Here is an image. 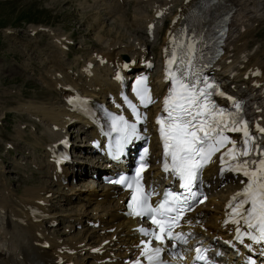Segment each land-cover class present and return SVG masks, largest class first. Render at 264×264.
Segmentation results:
<instances>
[{
  "label": "bare ground",
  "instance_id": "6f19581e",
  "mask_svg": "<svg viewBox=\"0 0 264 264\" xmlns=\"http://www.w3.org/2000/svg\"><path fill=\"white\" fill-rule=\"evenodd\" d=\"M160 0H150L144 2L143 0H134L135 5H140L137 11H134L133 16V28L130 27L128 31H121L123 22L120 15L114 22V27H111L107 30V36L102 35L98 36L100 43L104 45L103 48L96 51V54H102V57H106L108 64L119 65L124 60L125 57L134 58L140 57L142 54L148 51V48L152 45V42L148 36L142 34V37H138V33L141 32V25L144 23L146 28V19L148 18L146 12L155 4H158ZM161 3L163 6H170L173 0H163ZM230 5L235 6L236 13L232 15L230 23V32L227 38V48L226 52L219 59V65L221 68L216 72L217 76L227 84V87L233 93L237 95H244L247 98L248 109L250 112L259 110L262 107V91L261 88L264 86V59H260L255 56L257 52H250L247 50V42L244 40L246 33L251 29L250 21L253 23L256 20V17L262 16L264 14V0H224ZM191 0L188 4L184 5L183 0H181L180 8L181 12H185L186 9L191 5ZM252 4V5H251ZM146 5V6H144ZM106 6L110 8L109 12L112 15H116L118 11H122L120 5L115 1L113 4H107ZM262 10V11H261ZM139 17H136V16ZM153 13L149 18H152ZM148 18V19H149ZM261 18V17H260ZM260 20V19H259ZM254 24V23H253ZM244 27V28H243ZM254 27V26H253ZM117 28L118 34L113 37L110 35L112 29ZM244 29L241 31V29ZM254 29V28H253ZM145 31V29H144ZM159 32V29L155 31ZM119 36V37H118ZM124 37L127 40H124ZM154 37V38H155ZM131 39V40H130ZM164 40V39H163ZM54 46L52 51L58 50L57 53H54V60H51L50 65H46V71L50 78L46 82V85L51 87L53 91L56 92L57 97L54 102H51L49 106L42 104H37L32 101L24 102L18 106L20 112H26L34 118L41 119L43 121L42 125L44 128L45 138H41L37 135L32 144L33 147L36 145H42L44 147L43 154L45 155V161L43 165L47 168V172H51V175L54 172L53 164L48 160L49 153L47 152V147L54 142L58 141L63 135V132L66 131L67 134L70 132V128H76L77 133H74L76 138H80L83 135L86 138L87 142H78V148L82 152H86L85 155H82L85 161H79L78 166L83 168L85 175L88 171L98 170L100 164L98 160L91 156L90 148L88 147V141L97 136L96 131L93 126L86 120L82 119L79 116L72 114L67 111L66 106L63 103V97L65 94H70V92L65 91V87L69 84L74 88L80 90L82 94H85L90 97L99 98L105 100V96L108 92L116 89L115 82L111 79L113 74L110 65L98 66L97 63L92 69L86 67L87 60H94L93 52L90 53L88 59L83 60L82 65L78 71V75L75 77V72H69V69L63 67V61L61 57H68L66 53L62 50L64 47L63 43L57 42V37L53 38ZM60 45V46H59ZM246 59V62H244ZM254 61L245 69L247 61ZM82 61L80 57H77L76 62ZM258 70V74L254 72ZM231 71H238L236 76L230 77ZM62 74L58 76L57 73ZM248 74V78L244 79L242 76ZM154 92L159 93L162 88V83L160 81L159 71L153 77ZM21 94V93H20ZM25 93L22 92L21 95ZM255 105V107H254ZM156 109V105H153ZM256 116L261 115V111H258ZM40 117V118H39ZM76 117V118H75ZM264 120V119H263ZM58 126L57 130L53 129V126ZM21 129L17 128L18 137L21 136ZM153 152L156 149L154 140L151 143ZM155 153V152H154ZM42 164V162H40ZM86 164L89 166H86ZM153 170L147 173V177L157 176L159 171L153 166ZM11 170L0 169V264H30L36 262L39 264H49L51 261V252L55 251V246L59 244L55 243L56 237L49 234L47 228L44 227L45 220L34 221L30 214V207L43 209L51 215V219L47 222H52L55 217L51 214L50 210L46 206L38 204L40 199L46 201V204L51 200L46 197V193L50 191L48 185L51 183L47 180H42L46 184V187H27L24 189V193L18 197L19 200H13V191L9 190L5 184L8 183V179L5 177V174H8ZM67 171V167L64 168L63 174H56L58 181L64 179V175ZM68 174L71 172H67ZM216 174V170L213 166L205 171V176L208 177L210 182L213 179V175ZM84 174H75L76 180L83 181L84 183L81 186H70L68 192V198L65 201L66 203H71L72 199H78L84 201V203L68 204L70 208L78 209L75 216H80L77 219L67 216L68 220H75L76 224H81L82 221L92 220L100 221L102 229H108L115 227V230L111 233L104 234V238H111L113 235H117L119 243L126 244L129 247L130 243L135 242L138 238L136 232L132 231L131 227L135 224V221L125 218L119 211L122 206L118 203L120 197H114V186H104L101 185L99 180L97 182L88 180H82ZM159 177V176H158ZM32 177L28 176L24 181L25 183L34 184L38 182ZM90 181V182H88ZM218 181V180H217ZM216 181V182H217ZM235 187L228 185L224 188H221L219 191H215L211 194L210 201L207 205L201 206L197 209L200 211V216L205 220V225L208 226L207 230V239L212 241L214 233L210 234V231L216 232V234H225V231L220 227L219 218L222 217V206L223 200L227 198L228 193L232 191ZM101 192V193H99ZM101 195L103 198L101 201L97 200V196ZM214 204V212L210 211L208 205ZM90 205H93L90 208ZM51 207H56L54 203H51ZM66 209V208H63ZM87 213V214H85ZM89 213V214H88ZM58 235V233H53ZM89 235L79 236L74 241H67L73 248H78L82 242H89ZM46 241L50 243L51 250H45L42 248V244ZM115 245H118L115 242ZM81 251V249H80ZM65 257L70 258L64 254ZM76 260V264H88L83 258H77L72 256Z\"/></svg>",
  "mask_w": 264,
  "mask_h": 264
},
{
  "label": "rangeland",
  "instance_id": "374dc122",
  "mask_svg": "<svg viewBox=\"0 0 264 264\" xmlns=\"http://www.w3.org/2000/svg\"><path fill=\"white\" fill-rule=\"evenodd\" d=\"M133 4V0H129L128 12H125L126 24L129 21L131 23ZM118 14L119 11L116 15H107L100 0H0V159H6V162L0 160V169H6L7 165L12 168L7 174L11 182L6 185L16 189L12 190L13 198L23 194L25 187H38L43 183L42 180H49L48 173V176H38L40 182H23V176H29L34 169L30 162L44 160L43 147L35 146V152L30 148V143L34 142L31 132L40 137L44 132L42 126L28 113L20 112L18 106L28 101L49 106L57 98L56 92L43 83L48 79L45 60L53 55L48 47L51 33L72 37L69 41L70 49L65 51L69 58L63 65L75 67L78 65L73 64L76 57L82 56L85 59L91 50L104 47L98 41V36L101 33L107 36L106 32L114 27V22L119 23L116 21ZM259 19L256 17L254 24L250 21L248 28L251 29L244 40L248 44L247 50L257 51L256 56L264 59V14ZM126 24H122L121 31L129 30ZM117 34V28L110 32L113 37ZM158 40H162V32L150 47L155 54L160 46ZM22 92L25 94L21 95ZM20 127L23 135L18 138L21 140L17 139L16 134ZM6 142H10L14 149H8ZM19 148L24 149V152L19 153ZM43 185L46 186L45 183ZM18 187H21L19 192ZM49 188L52 191L57 189L56 186Z\"/></svg>",
  "mask_w": 264,
  "mask_h": 264
},
{
  "label": "snow or ice",
  "instance_id": "6c2138e0",
  "mask_svg": "<svg viewBox=\"0 0 264 264\" xmlns=\"http://www.w3.org/2000/svg\"><path fill=\"white\" fill-rule=\"evenodd\" d=\"M208 87H212V85H208ZM209 95H211V93L206 92L204 89H201L199 93V96H203L205 101H207ZM144 98V96H141L142 102ZM175 99V94L165 99V111H168V119L165 121L164 119L158 118L157 123L160 125V134L164 141L165 156L171 155L173 170L180 176L181 180L184 181L182 187L188 188L191 182L196 179L198 169L210 159L213 152L219 150L216 145L223 146L225 143L230 142L228 137L223 135L221 125H223V128L230 131L243 130L244 136L249 139L250 137L247 131V126L245 125L243 129L235 127V120H233V126H229L223 119H200L196 124H193V121L197 120L198 117H203L205 114L211 115L213 112V107L209 103H204L203 105L199 104L198 95L195 92H189L186 97H182V99L186 101L187 107H185V104L172 103ZM192 108L197 109L195 115L192 114ZM220 115L223 116L222 111L220 112ZM185 117H191V119H186ZM260 131L264 132V129H261ZM198 132H203V136H199L197 134ZM213 133L216 135L213 136ZM211 141H214V143ZM247 143L248 140L246 139L245 145H247ZM144 151L146 154L147 149ZM225 155L235 159L236 156L249 155V149L245 147L242 151H237L236 146L233 145V148L229 149ZM197 157H199V159H197ZM145 167L146 165L141 163V167L137 169L135 181L137 191L132 196L133 204L131 206L138 215L143 214L147 210L150 212H159L161 216H164L166 212L174 210L173 208L166 207L168 202L167 199L161 202L157 209H152L150 206H146V197L140 187L141 172ZM165 170H168L167 164H165ZM232 170L237 172L242 171L245 176L249 177L248 183L243 192L237 193V196L242 195L245 199L241 201L234 211L239 215L240 210L243 209V205L250 202L251 208L248 210L244 221L249 228H257L259 232L258 237L249 234L250 238L256 241H264V159L259 161L258 168L255 171H249L248 161L237 164ZM114 182L124 183L125 181L124 178L121 177ZM129 187H131V185H129ZM165 196L169 197L172 196V194L166 193ZM235 198L236 197H233V199ZM177 199V197L172 196L173 201H176ZM175 219V217H166L167 221L174 222ZM152 222L160 228V234H154L156 239L162 240L163 233L166 231L171 237L172 233L170 229L173 226L171 223H165L162 220H158L155 216L152 217ZM237 231L239 232V229ZM176 238L180 239L179 236ZM145 249L146 251L142 253V255H147V245L145 246ZM154 251L155 255L148 257L150 261L158 257L160 249H155Z\"/></svg>",
  "mask_w": 264,
  "mask_h": 264
}]
</instances>
